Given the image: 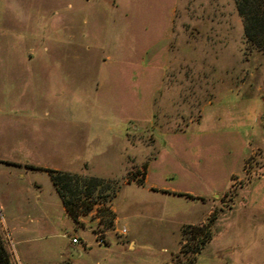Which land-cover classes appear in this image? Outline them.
Listing matches in <instances>:
<instances>
[{
	"label": "rangeland",
	"instance_id": "1",
	"mask_svg": "<svg viewBox=\"0 0 264 264\" xmlns=\"http://www.w3.org/2000/svg\"><path fill=\"white\" fill-rule=\"evenodd\" d=\"M242 31L233 0H0V245L11 264H187L196 238L183 232L208 214L193 264H264V52ZM68 159L118 182L112 228L100 203L74 226L48 174L17 163ZM37 196L52 205L36 212Z\"/></svg>",
	"mask_w": 264,
	"mask_h": 264
},
{
	"label": "trees",
	"instance_id": "2",
	"mask_svg": "<svg viewBox=\"0 0 264 264\" xmlns=\"http://www.w3.org/2000/svg\"><path fill=\"white\" fill-rule=\"evenodd\" d=\"M236 14L242 21V39L247 48L264 52V0H233ZM32 171H42L48 174L50 184L55 190L57 197L68 214V218L75 224L81 225L79 218L88 215L93 205L100 203L109 216L106 229L113 226L114 213L108 210L105 203L109 202L117 192L118 182L82 174H71L66 171L51 170V168H39L32 165H24ZM142 167L145 169V165ZM143 174V173H142ZM132 173H127L126 182ZM144 176V175H143ZM143 179V178H142ZM142 179L136 180L137 185L142 184ZM167 193L168 192H163ZM171 194V193H170ZM181 196L180 193H172ZM192 198L189 195H182ZM215 217L208 216L202 226H189L183 234L190 235L193 247L190 250L192 258L187 264H193L194 256L200 253L203 246L211 237L210 226ZM5 250L0 245V264H11Z\"/></svg>",
	"mask_w": 264,
	"mask_h": 264
},
{
	"label": "crops",
	"instance_id": "3",
	"mask_svg": "<svg viewBox=\"0 0 264 264\" xmlns=\"http://www.w3.org/2000/svg\"><path fill=\"white\" fill-rule=\"evenodd\" d=\"M222 11H219L218 13H221ZM228 24L229 22H227V21H224V24ZM86 140V130H85V132H84V134H83V136L81 135V134H78V135H75V137H74V140H72V145H75L76 146V144H77V146H79L78 144H80V142L82 141V143H84V141ZM127 140H128V138H127ZM258 150L259 151H261V152H264V139L263 138H261L260 140H259V142H258ZM69 161L68 162H65L63 165H52V167L50 166H45V167H43V166H36V165H33L31 162H28V161H26V162H23V161H18L17 163L18 164H21V166L20 167H23V170L24 171H26V170H28V169H26L25 168V166L24 165H32L33 167H39V168H51V170H58V171H66V172H69V173H71V174H82V175H88V176H92V177H98V178H102V179H107V180H113V181H116V180H114V179H110L111 178V176L112 175H108V174H105L104 173V170H106L107 169V167H105V166H103V165H99L98 167L99 168H97L98 170V172H95V170H91L92 168H90V169H88L89 167H88V165L86 164V162H80V164L78 163V161H76V160H71V159H68ZM36 164H38V163H36ZM84 165H85V167H84ZM84 167V168H83ZM94 169V168H93ZM44 173H46V172H44ZM100 173V174H99ZM127 173H128V171H127V169L125 170V174L123 175L124 177V179H122V183L123 184H126V185H129V184H134L133 182H126V177H127ZM47 174V173H46ZM109 176V177H108ZM230 178H232L233 177V179L236 177V179H238V180H241V178H239V177H237V175L236 174H230V176H229ZM258 177L259 178H263L264 177V170L256 177L257 179H258ZM144 179H145V175H144ZM144 179H142V184L141 185H137V184H135V185H137V186H139V187H143V186H145V182H144ZM236 179H234L232 182H234ZM35 186V188H36V190H37V192H41L40 191V187L38 186V185H34ZM54 190V189H53ZM148 191L149 192H152V193H155V192H157V191H159L160 193H162L163 195H168V196H174V197H182V198H184V196H182V195H189V196H191L192 198L189 200V201H192V202H199L200 204H204L205 202H202V201H200L202 198H204V197H202L201 195H193V194H187V193H182V192H178V191H176V190H171V189H155V188H152V187H149L148 188ZM54 192H55V190H54ZM163 192H168L169 194H167V193H163ZM56 193V192H55ZM171 193V194H170ZM172 193H180V194H182L181 196H179V195H174V194H172ZM217 194H215V196H216ZM58 196V195H57ZM57 199H58V201H59V203L61 204V202H60V199L57 197ZM113 199V198H112ZM57 201V202H58ZM31 205V207L33 208V210H35L36 212H43V211H46V209L49 207V206H51L52 205V202H50V201H48V200H46V199H43V198H40V196H37L34 200H33V202L32 203H30ZM58 204V203H57ZM135 205H136V203H131L129 206L131 207H135ZM109 206H110V210L114 213V219H113V224L115 225L116 224V221H117V218H116V211H115V209H114V207H113V205H112V200L110 201V203H109ZM233 206V203H232V205H231V207ZM230 207V208H231ZM140 208H142L144 211H151V208H147V207H139V209ZM61 210L63 211V212H65V210H64V208H63V206H62V204H61ZM139 211V210H138ZM210 213V212H209ZM65 214H67L66 212H65ZM67 216H68V214H67ZM208 216H209V214H208ZM207 216V217H208ZM206 217V218H207ZM206 218H204V219H206ZM69 219V218H68ZM80 220V219H79ZM71 221V220H70ZM82 221V220H81ZM72 222V221H71ZM48 223V222H47ZM72 224L75 226V224L72 222ZM48 225H49V223H48ZM50 226V225H49ZM84 227H87V229L91 232V228L89 227V226H87V225H85V226H83V227H80V228H84ZM16 231V230H15ZM77 242H78V239H76V242L75 243H73V244H77ZM72 243V242H71ZM130 245H132V243H129V246ZM71 251L73 252H76V250H74L73 248L71 249ZM262 258H264V255H263V257ZM264 262V261H263Z\"/></svg>",
	"mask_w": 264,
	"mask_h": 264
},
{
	"label": "built area",
	"instance_id": "4",
	"mask_svg": "<svg viewBox=\"0 0 264 264\" xmlns=\"http://www.w3.org/2000/svg\"><path fill=\"white\" fill-rule=\"evenodd\" d=\"M259 120H260V122H261V124H262V129H264V111L260 114V116H259ZM125 234V231H124V229H122L121 230V234ZM97 241V244H101L102 243V240L101 239H96ZM71 242L72 243H75L76 242V239H74V238H72V240H71Z\"/></svg>",
	"mask_w": 264,
	"mask_h": 264
}]
</instances>
